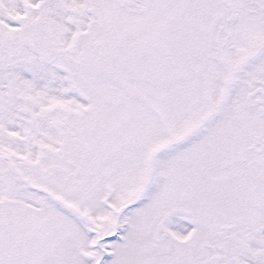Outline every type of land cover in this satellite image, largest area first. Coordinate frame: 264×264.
Segmentation results:
<instances>
[{
    "label": "snow or ice",
    "instance_id": "snow-or-ice-1",
    "mask_svg": "<svg viewBox=\"0 0 264 264\" xmlns=\"http://www.w3.org/2000/svg\"><path fill=\"white\" fill-rule=\"evenodd\" d=\"M0 264H264V0H0Z\"/></svg>",
    "mask_w": 264,
    "mask_h": 264
}]
</instances>
